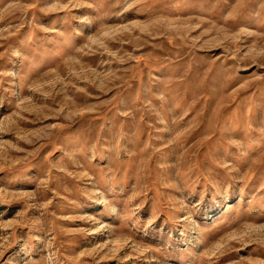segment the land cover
Instances as JSON below:
<instances>
[{"label":"rangeland","instance_id":"1","mask_svg":"<svg viewBox=\"0 0 264 264\" xmlns=\"http://www.w3.org/2000/svg\"><path fill=\"white\" fill-rule=\"evenodd\" d=\"M0 264H264V0H0Z\"/></svg>","mask_w":264,"mask_h":264}]
</instances>
